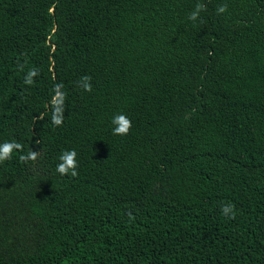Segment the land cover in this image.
Segmentation results:
<instances>
[{"label": "trees", "instance_id": "obj_1", "mask_svg": "<svg viewBox=\"0 0 264 264\" xmlns=\"http://www.w3.org/2000/svg\"><path fill=\"white\" fill-rule=\"evenodd\" d=\"M5 143L0 264H264V0H0Z\"/></svg>", "mask_w": 264, "mask_h": 264}, {"label": "clouds", "instance_id": "obj_2", "mask_svg": "<svg viewBox=\"0 0 264 264\" xmlns=\"http://www.w3.org/2000/svg\"><path fill=\"white\" fill-rule=\"evenodd\" d=\"M203 9H204V5L197 4L195 11H193L191 13V15L189 16V19L196 20L198 15H199V12L202 11ZM225 10H226V5L218 8V12H224ZM37 74L38 73L36 70H34V69L31 70L28 73L27 77L25 78V83L26 84L33 83L32 77L36 76ZM84 79L90 80V77H85ZM85 87L88 91H91V85L90 84L85 85ZM57 88H59V85L57 86ZM58 95H59V93H58ZM54 103L56 105H59L62 103V99L55 100ZM52 119H53V123L56 125H60L62 123V116H60V115H53ZM113 123L118 125L117 127H115L113 129V132L116 135H126L131 128V120L124 114H120V115L116 116L113 120ZM21 147L22 146L18 143H5L3 145H0V162H3L7 159H10L13 149H20ZM76 155L77 154L74 150L64 152L60 156V160L62 162L60 164H58L57 171L60 174L64 175V174H67L71 170L72 176L77 175V172H76L77 163H76V159H75ZM36 158H37V153L35 151H32V152L28 153L27 155H22L20 157V159L22 161H28V160L35 161ZM233 207L234 206L225 205L224 208L222 209V211L225 215H227L229 212H231L232 217H234L235 212L232 211Z\"/></svg>", "mask_w": 264, "mask_h": 264}]
</instances>
